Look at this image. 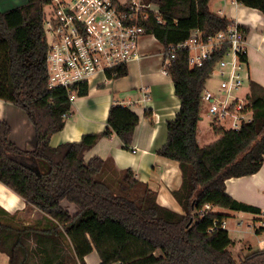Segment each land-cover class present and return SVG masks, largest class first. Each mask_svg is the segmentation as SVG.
Returning <instances> with one entry per match:
<instances>
[{
  "label": "trees",
  "instance_id": "trees-1",
  "mask_svg": "<svg viewBox=\"0 0 264 264\" xmlns=\"http://www.w3.org/2000/svg\"><path fill=\"white\" fill-rule=\"evenodd\" d=\"M143 1L160 10L163 25L155 15L142 25L164 46L188 40L194 30L207 40L233 23L213 14L210 0ZM236 2L264 15V0ZM49 3L28 0L7 12L0 7V100L26 113L37 137L33 149L21 150L10 140L11 127L0 121V183L43 215V225L25 226L0 209V251L10 257V264H85L94 251L101 264H264V250L249 249L243 259H235L230 252L234 242L222 227L225 215L211 211L201 216L207 205L261 214L227 195L225 183L252 176L263 166L264 88L250 82V123L240 130L213 124L219 139L201 147L197 136L205 87L222 52L201 68L189 66L188 51L171 61L167 72L181 107L168 123V141L158 155L179 163L182 172V185L173 192L182 213L174 212L160 206L157 193L131 170H118L112 160L86 159L112 134L124 149L131 148L140 118L130 108L112 106L102 134L51 146L53 135L65 127L72 103L66 89H50L48 84L44 24ZM242 59L246 62V54ZM127 75V67H117L106 77ZM87 93L83 86L80 97ZM65 204L77 213L71 214Z\"/></svg>",
  "mask_w": 264,
  "mask_h": 264
},
{
  "label": "crops",
  "instance_id": "crops-1",
  "mask_svg": "<svg viewBox=\"0 0 264 264\" xmlns=\"http://www.w3.org/2000/svg\"><path fill=\"white\" fill-rule=\"evenodd\" d=\"M116 1L119 2V0ZM3 2L4 0H0L1 10L7 12L24 6L28 0H6L5 8H2ZM209 8L213 14L227 18L238 27L248 31L245 35L247 60L244 65L245 73L249 77L246 80L249 87L245 95L241 96V98H247L250 93V82H255L264 88V15L258 10L247 8L238 3L233 4L232 0H210ZM149 38L152 39V42L148 40ZM155 44L161 45L163 49V45L150 35L142 39L141 47L144 57L140 62L127 66L128 75L126 77L110 80L107 77L99 76L101 77L100 81L96 85L93 83L88 87L87 95L80 97L72 104L65 127L53 135L51 146L56 148L62 144L80 143L85 135L102 134L107 128L111 107L132 103L129 108L138 115L140 123L135 131L131 148L124 149L118 136L112 134L110 137L101 139L86 155V159L112 160L118 170H131L139 181L147 184L151 190L157 193V202L160 206L182 213L181 206L173 196V192L178 191L182 185V172L179 163L158 155V152L166 146L168 141V123L176 118L181 103L175 94L171 77L163 73V66L162 70L160 68L162 49L156 56L150 53ZM153 56L159 57V65L151 64ZM205 91H208L206 87ZM205 106L215 138L213 140L212 134L209 133L208 141L211 143L209 145H212L219 137L214 132L213 118L208 112L209 104L205 101L201 116ZM0 121L6 122L11 127L10 140L19 149L28 150L36 146L35 128L22 109L0 100ZM197 137L199 140V131ZM199 145L201 147L209 146ZM225 185L226 193L232 199L261 211V214H251L214 208L213 213L225 215L226 229L234 242L230 248V252L233 254L238 240L243 243L244 249H248L249 246L243 242L245 237L237 239L231 236V231H233L229 227L231 220H241L238 223L241 227L245 221L257 220L259 226L254 224V235L259 239L264 236V231L257 234L258 229L264 228V163L258 173L243 178L229 179ZM65 207L71 214L77 213L74 206L65 204ZM0 209L15 217L13 220L15 224H20L19 221L22 220L25 226L43 225L42 213L28 207L21 197L1 183ZM0 219H4L1 214ZM241 233H245V230L243 229ZM260 241L261 244H264V239ZM249 249L254 250L252 247ZM239 250L243 251L242 248ZM0 264H10V257L1 251ZM85 264H101V259L96 251L85 258Z\"/></svg>",
  "mask_w": 264,
  "mask_h": 264
},
{
  "label": "built area",
  "instance_id": "built-area-1",
  "mask_svg": "<svg viewBox=\"0 0 264 264\" xmlns=\"http://www.w3.org/2000/svg\"><path fill=\"white\" fill-rule=\"evenodd\" d=\"M236 4V0H232ZM151 15L157 24L163 25L157 5L143 0H50L45 12V39L47 42V70L50 89L64 88L73 104L80 98L83 86L89 87L99 77H106L109 70L127 67L140 62L141 41L148 34L142 22ZM153 39L158 40L154 35ZM188 51L189 66L201 68L211 63L216 54L222 57L212 72L221 80L220 95L204 92V101L209 104V114L213 124L229 123L227 130H240L250 123L252 112L247 108L246 98L239 92L244 81L249 79L245 73L242 56L246 54V36L235 24L214 37L204 39L199 30L191 32L188 40L164 46L161 51L163 73L177 54ZM231 57L230 62L225 58ZM169 76V75H168ZM228 77L227 80H224ZM147 99V98H145ZM132 106L128 103L125 107ZM66 117V116H65ZM214 210L205 206L201 216ZM222 227L226 228L225 222Z\"/></svg>",
  "mask_w": 264,
  "mask_h": 264
},
{
  "label": "rangeland",
  "instance_id": "rangeland-1",
  "mask_svg": "<svg viewBox=\"0 0 264 264\" xmlns=\"http://www.w3.org/2000/svg\"><path fill=\"white\" fill-rule=\"evenodd\" d=\"M5 1L6 0H4V2L2 4L3 5L2 8L6 7L7 2H5ZM124 1H126V0H119L120 3H124ZM148 40L150 42H152L151 38H149ZM161 49H162L161 45L155 44L154 47L151 48L150 53L155 54L154 56H156V54L159 53ZM154 56L151 58V64L157 66V65H159V57H158L159 55L157 57H154ZM225 61L230 62L231 57H226ZM160 65H161L160 68L162 70V61H161ZM99 79H101V77H98L95 80V82H94L95 85L100 81ZM222 79L223 78H220V77L216 76L215 73H213L211 75L209 81L206 84V90L212 92L215 95H220V86H221V80ZM227 79H228V77L224 78V80H227ZM248 87H249V83L247 81H244V83L242 85V89L238 93L240 97L245 95L246 91H248ZM242 98H246V97H242ZM206 108L207 107L205 106L204 107V113L202 115V120L200 123V128H199L200 130H198L199 131L198 142H200L199 144H201L202 146L203 145H209L210 141H208L209 140L208 135H209V133L212 134V129L210 126V119H209L208 113H206ZM208 112H209V110H208ZM228 125H229V123L222 122L218 126L228 127ZM212 137L214 140L215 138H214L213 134H212ZM211 142H213V141H211ZM239 221H241V220L236 219V220H231L229 222V227L231 230H233V231H231V236L234 238H237V239L239 237H241V238L245 237V239H243V242L246 243L249 247H252L254 250H264V244H261V241H260V240L264 239V236L260 237V239H259L258 236L254 235V231H253L254 224H256V225L258 224L257 220L256 221H253V220L245 221L244 225L242 227L238 225ZM19 223L23 224V221L20 220ZM257 226H259V225H257ZM243 229L245 230V233L242 234L241 231H243ZM237 242H238V244L236 245V248L233 249V251H234L233 254H234L235 259L240 261L241 259H243L248 254L249 247H248V249H244L245 247L243 246V243H241L239 240ZM240 243H241V245H240ZM240 248H242L243 251L239 250Z\"/></svg>",
  "mask_w": 264,
  "mask_h": 264
}]
</instances>
